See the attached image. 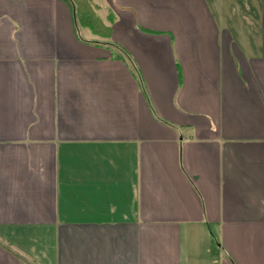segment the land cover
I'll return each mask as SVG.
<instances>
[{"label": "crops", "instance_id": "crops-1", "mask_svg": "<svg viewBox=\"0 0 264 264\" xmlns=\"http://www.w3.org/2000/svg\"><path fill=\"white\" fill-rule=\"evenodd\" d=\"M94 3L0 0V264H264V0Z\"/></svg>", "mask_w": 264, "mask_h": 264}, {"label": "trees", "instance_id": "trees-1", "mask_svg": "<svg viewBox=\"0 0 264 264\" xmlns=\"http://www.w3.org/2000/svg\"><path fill=\"white\" fill-rule=\"evenodd\" d=\"M65 1L69 3L72 9L74 24L78 32H81L83 29H88L98 37V39L89 40L90 42L109 43L108 38L110 37L111 27L99 16L94 0Z\"/></svg>", "mask_w": 264, "mask_h": 264}]
</instances>
